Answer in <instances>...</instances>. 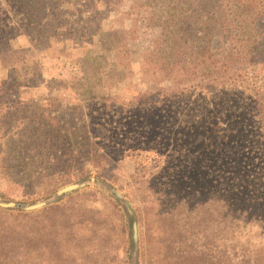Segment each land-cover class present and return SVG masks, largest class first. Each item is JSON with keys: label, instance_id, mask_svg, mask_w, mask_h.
I'll use <instances>...</instances> for the list:
<instances>
[{"label": "trees", "instance_id": "obj_1", "mask_svg": "<svg viewBox=\"0 0 264 264\" xmlns=\"http://www.w3.org/2000/svg\"><path fill=\"white\" fill-rule=\"evenodd\" d=\"M122 1L0 0V56L15 53L32 63L37 54L70 60L79 76L66 85L72 91L86 88L77 91L86 96L83 105L69 109L81 116V124H60L50 108L53 98L40 104L45 118L36 130L42 137L29 148L37 170L62 184L87 183L89 167L100 169L117 155L132 162L133 178L146 183L144 192L157 195L156 187L162 194L178 183L182 171L194 168L206 174L205 196L173 198L154 208V219L143 211L140 220L121 195L96 179L128 225L137 264H264V0L135 2L131 10L137 15L147 9L148 27L160 31L141 69L162 75L169 85L149 84L129 99L105 94L126 81L128 42L137 36L135 27L101 33L102 22ZM21 37L28 46L13 50L11 43ZM96 38L102 50L116 52V61L87 49ZM9 80L16 90L13 70ZM3 87L7 81L0 82ZM21 104L24 110L34 106ZM148 112H154V125L142 124L121 138L131 115ZM35 120L30 116L33 127ZM173 137H180L181 145L165 147ZM58 204L31 213L0 211V264H36V221Z\"/></svg>", "mask_w": 264, "mask_h": 264}, {"label": "rangeland", "instance_id": "obj_2", "mask_svg": "<svg viewBox=\"0 0 264 264\" xmlns=\"http://www.w3.org/2000/svg\"><path fill=\"white\" fill-rule=\"evenodd\" d=\"M142 1L123 0L119 11L111 13L101 24L102 34L112 30L133 27L137 29L136 38L128 42L130 66L125 71L127 79L119 86L105 91V94H115L129 99L138 92L146 91L149 84L158 83L163 88L169 85L162 75L144 72L141 69L143 55L151 49L153 38L160 32L156 28L148 27L147 9H139L141 13L137 15L136 11L131 10L135 2ZM99 39L101 38H96L87 49L97 56L104 55L108 62L116 61V52L108 53L102 50L98 43ZM56 43L57 41L54 45ZM27 46V40L22 37L11 43L13 50ZM75 54L80 55V52ZM34 59L37 63H32L28 58L19 59L15 53L0 56V82H8V87L0 89V203L15 204V207L11 208L0 207V211L18 208L25 213L37 212L59 201L56 209L48 212L49 215L40 213L39 220L36 221L35 234L39 247L35 253L36 264H133V258L137 264L136 255L132 252V238L128 225L124 226L123 218L114 210V200L109 191L101 188L96 179L104 180L111 191L121 195L138 211L142 220L143 211L151 212L150 219H154L152 218L154 208L164 206L173 198L184 197L190 201L202 199L205 196L204 184L205 186L208 184L206 174L194 168L189 172L184 170L176 185L167 187L162 194L161 189L156 187L157 195H150L143 190L146 183L141 186L139 178H133L132 162L123 157L116 159L117 155H114L113 159H110L111 162L100 169L89 167L91 179L87 183L71 180L62 184L56 179L43 177L29 153L34 138L42 137V131L36 130L43 125L41 119L45 118L39 111L40 104L53 98L54 103L50 108L53 109V115L59 116L60 124H71L73 121L81 124L84 121L81 116L72 115L69 109L72 106L79 108L83 105L86 96L77 94V91L86 88L75 87L72 91L70 86L66 85L73 76H79L78 71L75 72L76 65L70 60L48 59L42 54H37ZM11 70L17 78L16 90L10 88L14 82L9 80ZM21 102H30L34 106L24 110L25 106ZM153 115L154 112L131 115L126 128L121 130V138L131 135L142 124L154 125ZM30 116L36 118L35 127L34 123L29 121ZM239 121L240 119H237L234 122L235 128L238 127ZM26 126L25 130L23 127ZM33 133L36 135L32 137ZM245 135L244 132L243 136L241 135L243 141ZM180 140V137H173L170 143L166 141L164 145L174 149L181 145ZM145 178H150L149 173ZM74 184H84V187L56 196L59 190ZM74 192L78 194H73ZM40 203L47 204L32 211L25 209ZM153 229H158L160 235V227L156 222ZM210 242L209 239L208 243ZM202 243L199 241L197 245L201 247ZM198 250L203 251L202 248ZM207 254H211L209 246ZM159 264L165 263L162 261Z\"/></svg>", "mask_w": 264, "mask_h": 264}, {"label": "water", "instance_id": "obj_3", "mask_svg": "<svg viewBox=\"0 0 264 264\" xmlns=\"http://www.w3.org/2000/svg\"><path fill=\"white\" fill-rule=\"evenodd\" d=\"M84 187V184H74V185H69V186H66L64 188H62L61 190H59L57 193H56V196H61L65 193H68V192H72L78 188H82ZM47 203H40V204H36V205H33V206H30V207H27L25 208L26 210L28 211H32V210H36V209H39L43 206H45ZM0 207H3V208H11V207H15V204H1L0 203ZM133 264H135V261H134V258H133Z\"/></svg>", "mask_w": 264, "mask_h": 264}]
</instances>
